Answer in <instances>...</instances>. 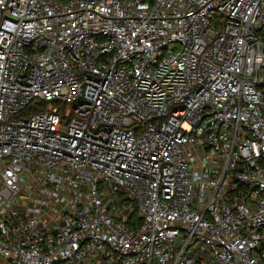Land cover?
I'll return each mask as SVG.
<instances>
[{
  "label": "built area",
  "instance_id": "built-area-1",
  "mask_svg": "<svg viewBox=\"0 0 264 264\" xmlns=\"http://www.w3.org/2000/svg\"><path fill=\"white\" fill-rule=\"evenodd\" d=\"M0 264H264V0H0Z\"/></svg>",
  "mask_w": 264,
  "mask_h": 264
},
{
  "label": "rangeland",
  "instance_id": "rangeland-1",
  "mask_svg": "<svg viewBox=\"0 0 264 264\" xmlns=\"http://www.w3.org/2000/svg\"><path fill=\"white\" fill-rule=\"evenodd\" d=\"M101 187V185H99V188ZM137 220H138V215H137V212L134 211L133 214H132V219L131 221L134 223V224H137Z\"/></svg>",
  "mask_w": 264,
  "mask_h": 264
},
{
  "label": "trees",
  "instance_id": "trees-1",
  "mask_svg": "<svg viewBox=\"0 0 264 264\" xmlns=\"http://www.w3.org/2000/svg\"><path fill=\"white\" fill-rule=\"evenodd\" d=\"M131 219H132V215H131V217H130V219H129V221H128V224L132 227V228H134L135 226H137L138 225V220H137V224H134L132 221H131Z\"/></svg>",
  "mask_w": 264,
  "mask_h": 264
}]
</instances>
